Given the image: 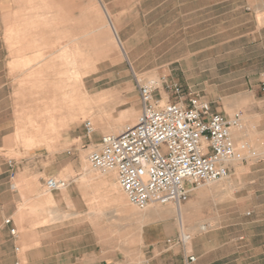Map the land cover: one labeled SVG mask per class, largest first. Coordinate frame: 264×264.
I'll return each mask as SVG.
<instances>
[{
	"label": "rangeland",
	"instance_id": "1",
	"mask_svg": "<svg viewBox=\"0 0 264 264\" xmlns=\"http://www.w3.org/2000/svg\"><path fill=\"white\" fill-rule=\"evenodd\" d=\"M26 1L29 6L22 13L23 21L12 24L7 36L13 44L25 40L37 45L11 46L12 61L9 67L14 77L10 80L0 79V84L6 83L3 88L0 87V190L10 198V212L17 210L20 200V209L29 211L26 219L36 215L39 226L48 223L51 214H57L58 220L65 221L69 213L63 208L56 212L54 201L64 199V195L56 197L59 191L48 193L45 181L50 177L76 180L86 168L90 174V211L100 212L93 220L100 222L101 230V206L93 205L101 201V189L96 182L107 173L101 174L91 169L86 157L101 135H116L134 123L140 109L135 78L153 80L158 85L162 78L167 83L177 82L197 93L202 100L210 102L216 111L229 115L242 113L248 124L246 133L250 136H244L241 140L248 143L250 151L257 148L264 151V122L259 124L258 121L259 113L264 111L260 102L261 92L255 97V101L259 102L255 110L241 109L240 104L234 107L228 105L225 98H219L225 96L218 97L211 92V85L224 83L225 79L210 78L209 71L202 73L201 77L197 76V55H193V52L199 48L151 47V41L146 39V35L151 34L146 30V16L109 12L129 10L126 6L108 8L102 0ZM250 1L259 23H264V0ZM259 10H263V13L260 14ZM210 33L203 31V35ZM117 38L121 42L120 47ZM64 45L67 49L60 50ZM75 46L82 48V63L86 65L85 69L82 68V78L78 83L81 99L76 98L67 85L70 72L67 60L71 58L68 51ZM221 49L224 53L225 48ZM210 50L207 48L203 51V59L209 60L215 55ZM174 59L177 61L166 64ZM205 66H209V62ZM159 92L163 93L160 86L155 91L156 96ZM59 106L64 114L74 111L75 119L49 122L45 110ZM86 120L91 121L94 129L90 136L85 134L83 123ZM42 121L41 134L34 131L31 140L23 137L24 129L31 130L36 122ZM32 122L33 127L29 125ZM6 159L12 160L11 167L7 166ZM235 164H232L228 180L219 181L217 190L194 199L193 194L199 189L197 187L188 201L179 207L184 206L188 211L193 209L194 218L190 224L195 231L191 236H208L207 247H214V258H220L218 264H237L242 258L245 263V253L249 255V264H258L259 249L264 247V221L259 220L263 218V212L258 206L264 199V192L259 189L264 184V153ZM227 181H231L233 186H226ZM10 183L15 185L17 191L9 190ZM245 184H251L250 188L256 190L250 200L244 198L245 191L238 190ZM63 193L64 190L61 191ZM105 195L108 197L109 192ZM121 196L125 198L123 193ZM35 199L40 202L32 206L30 200ZM150 209L154 210L153 217L158 221L161 233L174 230V233L167 234L164 246L183 247L177 243L179 227L176 217L166 213L173 212L175 206L153 205ZM146 211L137 210L139 216ZM157 212L161 214L157 215ZM106 219L105 233L113 234V230L108 229L112 225ZM21 221H24V217ZM201 224L206 226L205 230L198 229ZM20 229L24 231L22 226ZM225 241L227 243L222 245ZM106 242L107 253L117 250L112 245L114 240Z\"/></svg>",
	"mask_w": 264,
	"mask_h": 264
},
{
	"label": "crops",
	"instance_id": "2",
	"mask_svg": "<svg viewBox=\"0 0 264 264\" xmlns=\"http://www.w3.org/2000/svg\"><path fill=\"white\" fill-rule=\"evenodd\" d=\"M102 1L108 8L129 7V10L109 11L111 13L146 16V30L151 32L146 35V39L151 41L149 45L153 48L160 46L199 48L193 52V55H197L195 61L199 73L197 76L201 77L202 73L209 71L210 78L225 79L224 83L211 85V92L218 97L225 96L219 98H225L228 105L234 107L240 104L241 109L247 111L255 110L256 105H259L255 97L261 92L260 83L264 81V23H259L250 0ZM28 6L26 0H0L1 80H10L14 77L9 67L12 61L11 46L37 45L26 43L25 40L13 44L7 36L12 24L23 21L22 13ZM259 13L262 14L263 10H259ZM203 31L211 33L203 35ZM117 40L120 42L118 38ZM49 45L52 46V43ZM207 48H211L213 54L215 52L209 60L202 57L203 51L205 52ZM221 48H225L224 53ZM125 56L128 58L126 54ZM175 61L177 59L170 60L166 64ZM207 62L209 66H205ZM168 72L170 73V70ZM5 84L2 82L0 87L3 88ZM261 95L260 102L264 106L262 92ZM241 99L243 102H240ZM258 121L259 124L264 122V111L259 113ZM110 173L114 175L113 172ZM89 177L84 170L76 180H66L65 187L48 191V193L59 191L56 197L64 195V199H54L56 212L57 209L63 208L69 214L65 221L58 220L57 214H51L48 216V223L42 226L36 224V215L30 216L29 220L26 219L29 211L26 208L20 209V206L22 207L20 200L17 202V210L10 212V198L0 190V222L6 217L12 220L11 225L0 227V264H15V262L20 264H142L143 262L218 264L220 258H214V247H207L209 242L206 235L191 236L183 247L166 248L164 240L167 234L174 233V230L167 234L161 233L158 221L153 217L154 210H148L151 206L146 209L147 211L143 210L146 212L139 216L137 209L129 204L126 198L123 202L118 200L117 197L120 198L122 191L113 176L109 180L106 175L101 176L96 182V186L101 189V201L93 206H101L100 230V222L93 220L100 212L90 211ZM250 185L245 184L238 189L246 192L244 198L247 200L252 199V193L256 191L251 189ZM260 187L259 189L264 192V184ZM9 190L14 192L17 188ZM63 190L64 193L61 194ZM107 191L108 197L105 195ZM193 197L197 199L198 192H194ZM30 201L33 202L32 206L40 202L38 199ZM31 205L24 204V206ZM258 206L263 212V218L259 220L264 221V199ZM22 217H24L23 222ZM106 218L112 225L108 226V229L113 230V234L105 233ZM12 226L17 230L16 235H11L9 232ZM21 226L24 231H21ZM110 239L114 240L112 245L117 248L113 253H107L105 249L106 240ZM226 243L225 241L222 245ZM108 244L110 245L111 242ZM189 255H193L195 260L189 261L187 259ZM258 255V264H264V247L259 249ZM245 256V263L242 258L237 264H249L248 253H245Z\"/></svg>",
	"mask_w": 264,
	"mask_h": 264
},
{
	"label": "built area",
	"instance_id": "3",
	"mask_svg": "<svg viewBox=\"0 0 264 264\" xmlns=\"http://www.w3.org/2000/svg\"><path fill=\"white\" fill-rule=\"evenodd\" d=\"M134 83L140 100L134 123L116 135H101L86 160L101 174L113 172L126 200L137 210L153 205L178 207L195 188L228 178L233 162L257 156L247 142L232 135L233 129H241L242 113L216 111L190 88L164 78L159 85L141 78ZM159 86L163 93L156 96ZM260 91L264 95V81ZM83 126L90 136L94 131L91 121H84ZM6 164L11 167L12 160L6 159ZM65 186V180L50 177L45 181L48 191ZM9 188L16 187L10 183ZM11 224L6 217L0 227ZM9 232L17 234L14 226ZM190 237L179 231L177 243L185 245ZM187 259L194 261L195 257Z\"/></svg>",
	"mask_w": 264,
	"mask_h": 264
},
{
	"label": "bare ground",
	"instance_id": "4",
	"mask_svg": "<svg viewBox=\"0 0 264 264\" xmlns=\"http://www.w3.org/2000/svg\"><path fill=\"white\" fill-rule=\"evenodd\" d=\"M119 45H121L120 42H118V46ZM64 48H66V46L60 48V50L64 49ZM68 52H69V55L71 56V58H69L67 60L69 65H70V68H69L70 72H69V75L67 76V80H68V84L67 85L70 87L69 88L70 92H72V94H74V96L76 98L81 99V97H80L81 96V94H80L81 91L78 88V83L80 82V79L82 78V74H83L82 68L85 69V67H86V65L83 64L84 61L82 59L83 50L79 46H75L74 48L70 49ZM84 53H85V51H84ZM78 56H80V57L78 58ZM61 109H62L61 106L56 107L55 109H52V110H48V108H47L45 111L47 112L48 121L53 123L56 120H62V119L65 120L67 118H70L71 120L75 119L74 111H69V112L64 114V113L61 112ZM128 117H130V114L128 115ZM245 122L246 121L244 120L243 124L241 126V129H236L235 128V129L232 130V135L235 138V140H241L244 136H247V137L250 136V135L248 136V134L246 133V130L248 128V124H246ZM29 125L33 127L34 123L32 122ZM42 127H43V121L42 122H36L35 127L32 128L31 130L28 129V128L24 129V136L23 137L25 139L31 140L32 139V133L35 131L34 133L41 134ZM255 151H256V154L258 156H259L260 153H264V151H262L261 149H258V148L255 149ZM235 163L238 164L239 162H237V161L233 162V164H235ZM84 170L87 172L88 176H90L89 171L86 168ZM240 170H241V168H240ZM106 176H107V179L109 180V178L111 176H113V175L109 172V173H107ZM225 180H228V178H226ZM219 184H220L219 181H217V182L206 183L204 185L199 186L198 195L199 196H205V195L213 192L214 190H217V186ZM226 186L232 187L233 184L231 183V181H227ZM117 198H118V200H120L122 202L124 200L122 196H120V198L119 197H117ZM166 213H168L170 215L173 214L176 217V221H177V224H178L177 226L179 227V231L183 232V234L191 236L192 233L195 231V228L193 227V225L190 224V222L193 221V218H194L193 209L190 208L189 211H188L186 207H184V206L183 207H179L178 206V207H175V210L173 212L172 211H166ZM156 214L158 215V214H161V213L157 212ZM198 229L199 230H205L206 226L201 224Z\"/></svg>",
	"mask_w": 264,
	"mask_h": 264
}]
</instances>
